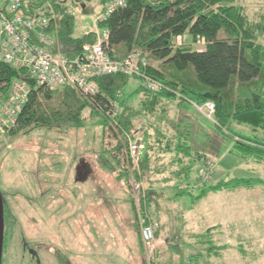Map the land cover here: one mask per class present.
I'll return each instance as SVG.
<instances>
[{"label":"rangeland","instance_id":"obj_1","mask_svg":"<svg viewBox=\"0 0 264 264\" xmlns=\"http://www.w3.org/2000/svg\"><path fill=\"white\" fill-rule=\"evenodd\" d=\"M109 1L102 8L100 0H65L75 19L74 34L94 32L99 36L98 17ZM236 2L251 19L264 17V0ZM260 41L264 44L263 39ZM176 42L190 44L191 38L183 35ZM191 46L203 49L204 45L197 42ZM140 84V79L130 78L122 94L127 96ZM130 99L133 103L134 98ZM114 105L113 117H116L120 107L118 103ZM169 105L170 125H180L188 134L191 150L197 152L192 158H183L188 168L184 178H172L171 169L173 165L178 167L177 161L172 164L168 152L162 156L155 150L149 153L157 158L155 160L159 159L154 160L158 163L154 164V157L150 163L155 168L162 163L164 168L150 173L154 170L149 164L150 169L143 172L139 165L140 154L144 152L139 124L135 123L124 134L126 140L129 135L137 146L130 155L127 147L115 150L113 130L103 128L99 117L92 116L88 109L84 111L86 118L80 127H38L15 136L10 134L15 124L10 129L3 127L0 131V191L18 230L28 223L34 232L39 225L43 240L52 232L58 260L67 257L81 261L84 257L92 264H141L142 259L145 264L139 216L146 212L151 221L157 222L149 211V201L154 198L151 186L156 178L166 177L171 181L161 185L162 191L169 197L177 194L169 202L172 217L176 218V223L181 219L188 235L198 236L193 239L194 247L191 244L184 249L188 255L180 264H194L198 256L204 264H264V182L249 186L234 184L202 193L204 188L223 180L257 178L264 181V163L246 161L237 155L233 147L235 138L216 126L206 104L199 107L187 99H176ZM172 109H176L175 112ZM167 128L165 137L169 139L173 130ZM228 128L233 135L264 143V133L252 132L246 124L231 123ZM40 191L44 192L42 199ZM54 207H58L57 215ZM176 210L180 213L179 219ZM154 235L156 240V233ZM121 243L131 253V263L120 252ZM20 254L17 249L12 250L13 260L9 264H19ZM167 256L173 258L174 253Z\"/></svg>","mask_w":264,"mask_h":264},{"label":"trees","instance_id":"obj_2","mask_svg":"<svg viewBox=\"0 0 264 264\" xmlns=\"http://www.w3.org/2000/svg\"><path fill=\"white\" fill-rule=\"evenodd\" d=\"M106 1L100 0L102 8ZM30 11L50 18L54 53L74 57L83 51L84 45L97 39L94 32L74 34L75 19L65 0H32ZM261 17L251 19L236 0H125L97 24L101 31L107 32L104 50L111 59L122 60L131 52L140 53L146 62L140 66L141 75L121 72L100 75L95 78V92L84 95L70 86L36 87L23 67L0 61V102L15 80H24L28 85L27 101L10 134L24 135L38 127H80L88 109L92 116L99 117L103 128L113 130L117 151L128 147L124 134L135 123L139 124L143 131L144 152L139 157L143 172L150 169L152 157L153 161L157 159L149 153L155 150L162 156L168 152L172 164L177 161L178 167L173 165L171 169L175 173L172 178H184L188 168L183 158H192L196 152L186 142L187 132L178 124H169L168 112L172 101L187 99L199 107L211 103V117L218 128L235 138L233 147L237 155L246 161L264 163L263 142L233 135L228 128L231 123H241L264 133V44L260 41L264 40V17ZM183 35L190 36V44H177L176 39ZM197 42L203 43L202 50L192 48V43ZM143 75L160 82L162 88L158 92L146 90ZM130 78L140 79L141 84L124 96L122 90ZM130 98H134L133 103ZM117 103L120 112L113 117ZM163 127L166 132L167 127L173 130L169 139ZM155 134L162 138L153 141L151 137ZM156 142L159 145H153ZM154 164L150 173L164 168L162 163L157 168ZM259 182L264 181L223 180L204 188L202 193ZM199 259L198 256L196 260Z\"/></svg>","mask_w":264,"mask_h":264},{"label":"built area","instance_id":"obj_3","mask_svg":"<svg viewBox=\"0 0 264 264\" xmlns=\"http://www.w3.org/2000/svg\"><path fill=\"white\" fill-rule=\"evenodd\" d=\"M32 0H0V61L23 67L34 79L36 87L55 89L70 86L84 95L96 90L95 78L121 72L127 75H141L140 66L146 65L139 52H131L122 60L111 59L104 50L107 32L102 30L96 41L83 46V51L74 57L54 53V39L50 31L51 20L43 15L31 13ZM125 0H110L99 20L106 18ZM200 50V49H199ZM202 50V49H201ZM144 76V75H143ZM144 88L158 92L160 82L144 76ZM28 85L24 80H15L4 100L0 102V131L10 129L27 101ZM209 113L211 103H205ZM116 112L114 113V115ZM127 137V149L133 155L135 143ZM139 237L145 251V264H157V244L154 230L158 223L151 221L147 213L139 216Z\"/></svg>","mask_w":264,"mask_h":264},{"label":"crops","instance_id":"obj_4","mask_svg":"<svg viewBox=\"0 0 264 264\" xmlns=\"http://www.w3.org/2000/svg\"><path fill=\"white\" fill-rule=\"evenodd\" d=\"M169 107H171V105H169ZM175 110L172 109V111H174V112H175ZM168 114H169L168 115V122H169L170 110H169ZM163 130L166 131L165 127H163ZM250 131L258 133L257 131H253L252 129H250ZM187 137H188V134H187ZM161 138L162 137H160V136L157 137L156 134L151 137V139L153 141H157ZM186 142L188 143V140H186ZM153 145H159V142H158V144L156 142V144L154 143ZM188 146H189V144H188ZM155 180H156V182L151 186L152 195L154 198L149 201V211H150L151 215L157 220L158 225H159V227L155 231L156 240H157V249H158V264H180L186 260V257L188 255L187 254L188 251L185 252L186 250L184 251V249H187L188 247H190L191 244H192V247H194L193 245H195V244H194L193 239L195 240L198 236L197 235L195 236L194 234L188 235L187 232H185V230H184L185 227H184V224L181 222V219L178 220V222L176 223L175 222L176 218L172 217L173 212L170 209L171 205L169 202H172L174 197L177 196V194H175V196H173V197H171V196L169 197V196L165 195L164 192L162 191V186L164 184H167L171 180L167 179L166 177L156 178ZM207 193H209V192H206V194ZM57 209H58V207H54V211L56 210V215L58 213ZM179 217H181V216H180V213L178 212L177 218L179 219ZM89 219L87 220V222H89ZM87 230H90L89 226H87ZM136 232H137V230H136ZM187 238H189V239H187ZM186 241H191V242L186 243ZM106 248H109V244H106ZM138 248L140 249V247H138ZM120 252L124 253V255L127 257L128 262H130V263L132 262V260H133L132 255H131V253L128 252V249L126 248V246L123 243H121ZM139 253H140V251H139ZM167 253L170 255H171V253H174V257L172 258V256H170V257L167 256ZM213 255H217V254L214 253ZM140 259H141V253H140ZM202 261H203L202 258H200L196 262L198 264H202ZM70 262H71V264H92L91 260H90V262H89V260L85 261L84 257H83V260H81V261H80V259H77V260L74 259V261L72 259H70ZM141 264H142V259H141ZM216 264H218V263H216Z\"/></svg>","mask_w":264,"mask_h":264},{"label":"flooded vegetation","instance_id":"obj_5","mask_svg":"<svg viewBox=\"0 0 264 264\" xmlns=\"http://www.w3.org/2000/svg\"><path fill=\"white\" fill-rule=\"evenodd\" d=\"M39 197H44L43 191H40ZM31 227L27 223L21 225V229L18 230L11 209L4 198V232L1 264H9L13 260L11 257L12 250L15 251V249L21 253V262L19 264H47L48 262L54 264V260L56 264H71L70 259L67 257L58 260V250L54 247L52 232L48 235L47 239L43 240L40 235V226L35 227L34 232H32Z\"/></svg>","mask_w":264,"mask_h":264},{"label":"water","instance_id":"obj_6","mask_svg":"<svg viewBox=\"0 0 264 264\" xmlns=\"http://www.w3.org/2000/svg\"><path fill=\"white\" fill-rule=\"evenodd\" d=\"M3 232H4V197L0 191V264L2 258Z\"/></svg>","mask_w":264,"mask_h":264}]
</instances>
